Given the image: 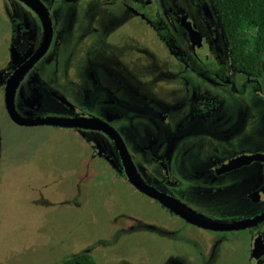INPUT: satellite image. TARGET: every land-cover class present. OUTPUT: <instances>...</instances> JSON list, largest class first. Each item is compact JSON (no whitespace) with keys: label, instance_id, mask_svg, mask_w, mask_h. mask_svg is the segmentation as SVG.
<instances>
[{"label":"rangeland","instance_id":"374dc122","mask_svg":"<svg viewBox=\"0 0 264 264\" xmlns=\"http://www.w3.org/2000/svg\"><path fill=\"white\" fill-rule=\"evenodd\" d=\"M58 1L69 2L63 3L57 13L56 32L62 43L72 38L82 41L84 36L79 38V34L92 26L104 33L94 51L93 73H82L65 88V95L78 101L75 91L80 87L71 88L84 74L86 83L92 77L109 88L98 89L105 98L112 90L119 99L128 100L129 106L139 105L136 118H130V110L123 106L122 115L112 122L137 157L135 134L146 127L149 108H161L147 100L135 103L146 87L157 86L156 95L161 93L157 74L160 55L153 54L156 46L141 43L144 30L135 20L99 12L95 7L104 6L101 0ZM156 3L173 14H191L196 24L189 0ZM13 10L18 16L25 14L26 23L34 31L31 36L42 33L41 20L30 8L18 0H0V72L9 66ZM221 47L228 50L223 44ZM70 48L71 44L61 50V60L72 57ZM73 48L78 49L77 44ZM194 65L203 75V64ZM51 69L45 66V59L40 61L17 90L15 108L21 117L36 118L49 110L40 99L38 78ZM191 79L195 80L193 88L183 86L177 92L179 96H214L219 104L209 112L212 117L201 122L197 117L190 122L193 124L182 125L175 138L178 149L172 160L180 169L181 179L177 191L189 206L212 219L246 218L251 215L241 212L246 202L231 194L226 198L220 192L207 195L200 172L206 164L204 158L217 156L230 145L264 152V68L258 76L238 73L232 83H222L221 87L209 85L207 80L199 82L196 75ZM215 81L218 79L213 77ZM199 83L204 86L196 87ZM95 109L96 114H102ZM78 137L76 130L69 128L16 124L5 111L0 86V262L61 264L87 252L100 264H256L251 255L255 232L204 229L172 215L109 166L90 160L89 146ZM185 162H189L187 170L181 166ZM259 231L264 235V225Z\"/></svg>","mask_w":264,"mask_h":264},{"label":"flooded vegetation","instance_id":"af4514ba","mask_svg":"<svg viewBox=\"0 0 264 264\" xmlns=\"http://www.w3.org/2000/svg\"><path fill=\"white\" fill-rule=\"evenodd\" d=\"M18 1L20 5L23 4L27 8H30L38 16L41 20L42 33L37 35L35 33L31 36L34 31L26 23L25 14L23 13L18 16L14 12L15 10L12 11L13 17L10 21L11 45L8 57L9 66L6 70L0 72V86H2L4 94L6 113L10 116L6 105V91L9 78L19 70L27 68L23 79L17 87L18 90L27 75L40 61L45 59V66L47 65L48 69L49 66H52V69L50 72L48 70L47 75H44V77L38 74V84L41 88L40 99L49 105V110L36 118L65 117L75 119L79 123L82 122L81 120L90 118L99 119L101 125L105 127L110 126L116 132H112L113 134L110 135L104 129L99 128H60L76 130L78 136L81 137L80 140L89 146L90 160L109 166L114 170V174L123 177L141 194L161 204L159 200L147 195L134 186L128 179L127 171L134 169L147 186L178 199L189 206L181 197V191H177L181 186V179L179 178L180 169H177L178 166L172 160L178 149V141L175 138L183 128L182 125L193 124L190 122L197 117L199 119L196 121L199 122L212 117L213 114L209 112L218 106L219 98L201 95L193 99L188 97L187 93L186 95L179 96L177 92L183 86L185 89V85L191 89L193 88L195 80L191 79L192 75L200 78L199 82L207 80L209 85L221 87L223 86L221 85L222 83H232L238 73L247 74L239 71L232 64L229 43L225 36L218 11L212 1L189 0L196 16V24H194L191 14L187 12L173 14L168 7L159 6L156 0H101L104 6L100 8L95 7L99 12H111V16L128 17L129 20H135L136 24L144 30L141 43L150 42L155 45L154 53H152L159 52L160 55L158 60L160 68L157 74L161 79V93L156 95L157 86H149L141 94L138 93V97L135 99L136 104L147 100V102L152 101L159 105V108L161 107L160 109L149 108L146 127H142L135 134L133 147L135 149L134 152L138 155L137 157L131 153L120 131L112 122L115 116L119 117L122 115L123 106L130 110V118H136L137 112L141 109L139 105H135V107L129 106L128 100L119 99L121 97H117L112 90L108 97L105 98V96L101 95L102 90L98 91V89L109 88L100 85L92 77V81L90 80L86 83L84 81V74L71 88L74 90L80 87L75 91V94L79 96L78 101H72L65 95V88L73 84L75 79H78L82 73L93 71L92 59L94 51L100 46V36H104L101 28L92 26L93 29L80 33L79 38L82 35L84 36L82 37V41H75L72 38L62 43L56 32L57 13L63 3L69 2L58 0ZM70 2L78 5L77 1ZM37 7H41L40 11H45L50 19L45 22L36 9ZM187 24H191V28L196 31L193 38L186 26ZM49 33L51 34L50 37ZM46 41H48V47L37 59L39 51L42 50ZM132 42L136 43L134 39H132ZM69 44H71L72 48L68 50V53L72 57L68 55L61 60V50ZM75 44L78 46L76 50L73 48ZM221 44L225 48L227 47L228 50L222 48ZM75 53L77 54L74 55ZM196 62L203 64L205 69L203 75L195 67L194 64ZM115 65L117 66V64ZM79 66L81 70L78 69ZM113 77L117 81L116 75ZM213 77L217 78L218 81L213 82ZM118 84L123 85V81H119ZM201 86L204 85L199 83L196 87L201 88ZM106 100L110 102L109 108L106 105ZM159 101L162 104L158 103ZM141 106L143 107V105ZM95 107L100 109L102 114H96ZM110 111L111 115H109ZM170 122H173V124L168 126ZM98 123L100 124V122ZM83 124L86 123L84 122ZM95 132L98 134L92 135ZM233 148L236 149L233 150ZM260 155H264V152H251L248 149L230 145L229 150L217 156L210 154V156L204 158L206 164L200 172V176L204 178L202 187L206 188L207 195L213 192H220L226 198L231 194L237 199L246 202L247 205L244 209L242 208L241 212L244 210V213H249L251 214L250 216L243 219H239V217H227L217 220L228 223L248 221L243 225L244 227L239 225V229H234V227L233 229L221 231L247 229L252 234L255 232L252 239L251 255L256 264H264V235L259 231L264 225V219H261L264 216V160L251 159L250 156L258 157ZM189 162L181 165L183 170L188 169L187 164ZM232 190H234V193ZM190 192H193L192 186ZM161 205L172 215L179 216L163 204ZM189 207L192 208L191 206ZM168 224L169 222H166V225ZM257 240L259 243L256 251L258 257H255L254 249Z\"/></svg>","mask_w":264,"mask_h":264},{"label":"trees","instance_id":"16d2710c","mask_svg":"<svg viewBox=\"0 0 264 264\" xmlns=\"http://www.w3.org/2000/svg\"><path fill=\"white\" fill-rule=\"evenodd\" d=\"M211 1L220 16L234 67L247 74L261 75L264 68V0ZM61 264L100 263L85 252Z\"/></svg>","mask_w":264,"mask_h":264},{"label":"water","instance_id":"95a60500","mask_svg":"<svg viewBox=\"0 0 264 264\" xmlns=\"http://www.w3.org/2000/svg\"><path fill=\"white\" fill-rule=\"evenodd\" d=\"M29 2V1H28ZM30 3V2H29ZM34 5V4H33ZM41 7H37L36 9L38 12L41 14L43 19L48 20L49 15L45 13V11L41 12L40 11ZM191 24H187V28L191 34V37L193 38L194 35L196 34L195 30L191 28ZM49 33V37H50ZM48 47V41L45 42L43 48L41 51H39V54L37 56V59L45 52V50ZM36 59V60H37ZM27 68L23 70H19L15 74H12V76L9 78V83L7 86V91H6V105L8 112L11 116V118L19 125H25V126H37V125H54L58 127H91V128H96V129H104L108 133L113 134L112 132H116L113 128L111 127H105L101 125V121L97 118H90L87 120H81L83 123L85 122L86 124H83L82 122H78L75 119L71 118H63V117H44V118H35V119H27L21 117L16 108H15V93L17 91V87L20 83V81L23 79L25 73H26ZM100 122V124L98 123ZM120 137V136H119ZM121 139V137H120ZM122 140V139H121ZM123 144V142H122ZM251 159L256 158V159H261L264 160V155L260 156H250ZM127 176L130 182L136 186L140 191L146 193L147 195L159 200L161 204H163L166 208H168L170 211L174 212L175 214L179 215L189 223H192L194 225H197L202 228H207V229H212V230H227V229H239V225L246 224L248 221H243V222H232L228 223L222 220H217V219H212L210 217H207L201 213H198L196 210L190 208L187 206L185 203L181 202L178 199H175L173 197H170L163 192L157 191L152 187H149L146 185L144 180L141 179V177L136 173V171L129 170L127 171ZM261 219H264V216L261 217ZM259 247L258 240L256 241L255 244V249H254V256L258 257L257 255V249Z\"/></svg>","mask_w":264,"mask_h":264}]
</instances>
